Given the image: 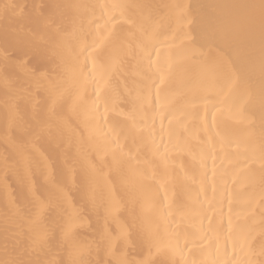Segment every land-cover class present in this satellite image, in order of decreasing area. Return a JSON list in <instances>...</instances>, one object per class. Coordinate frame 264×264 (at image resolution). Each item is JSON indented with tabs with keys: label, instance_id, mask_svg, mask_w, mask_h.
I'll return each instance as SVG.
<instances>
[{
	"label": "bare ground",
	"instance_id": "obj_1",
	"mask_svg": "<svg viewBox=\"0 0 264 264\" xmlns=\"http://www.w3.org/2000/svg\"><path fill=\"white\" fill-rule=\"evenodd\" d=\"M260 3L0 0L54 49L6 72L0 40V262L264 264L259 7L235 92L191 58Z\"/></svg>",
	"mask_w": 264,
	"mask_h": 264
},
{
	"label": "snow or ice",
	"instance_id": "obj_2",
	"mask_svg": "<svg viewBox=\"0 0 264 264\" xmlns=\"http://www.w3.org/2000/svg\"><path fill=\"white\" fill-rule=\"evenodd\" d=\"M15 5H4L7 12ZM179 7V6H177ZM233 8L238 10L237 15L243 17V23L233 21L214 26L211 30L198 33L200 50H192V59L200 61V70L204 80H211L219 86L221 92L229 90V95L246 80L249 71V58L254 54L252 40L255 31V17L250 14V10L259 7V36H260V60L261 74L264 78V0L257 5H235ZM39 21H37L38 23ZM3 60L5 70L18 61L20 51L27 57L19 67L27 68L33 59H37L49 54L48 45L42 41L29 36L23 31V27H17L14 31L6 28L2 37ZM195 42V41H194ZM12 49L10 52L9 50ZM207 49V50H205ZM215 49V52H213ZM58 88V85H53ZM215 118V117H214ZM30 131V130H29ZM261 159H264V147H262ZM0 264H23V262L3 261Z\"/></svg>",
	"mask_w": 264,
	"mask_h": 264
}]
</instances>
